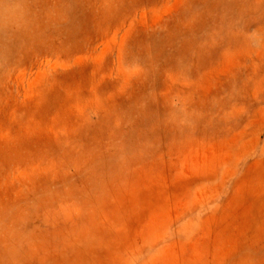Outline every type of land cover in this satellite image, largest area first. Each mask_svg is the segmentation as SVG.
Wrapping results in <instances>:
<instances>
[{
	"label": "rangeland",
	"instance_id": "obj_1",
	"mask_svg": "<svg viewBox=\"0 0 264 264\" xmlns=\"http://www.w3.org/2000/svg\"><path fill=\"white\" fill-rule=\"evenodd\" d=\"M0 264H264V0H0Z\"/></svg>",
	"mask_w": 264,
	"mask_h": 264
}]
</instances>
